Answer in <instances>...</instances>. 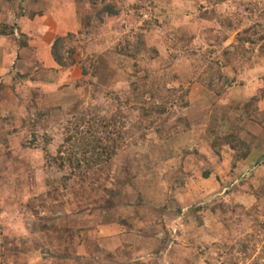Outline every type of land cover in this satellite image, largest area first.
Returning <instances> with one entry per match:
<instances>
[{
    "label": "rangeland",
    "instance_id": "1",
    "mask_svg": "<svg viewBox=\"0 0 264 264\" xmlns=\"http://www.w3.org/2000/svg\"><path fill=\"white\" fill-rule=\"evenodd\" d=\"M7 1L0 24L14 14L33 21L26 0ZM79 1L84 10L71 34H85L74 44L78 64L62 70L64 85L33 82L31 67L16 69L28 41L18 31L0 47L14 58L8 73L18 71L7 85L11 102L0 103V264H142L135 259L154 251V237L155 264H186L187 252L197 264H264V149L244 166L226 144L230 135L255 144L233 113L258 104L245 76L255 48L237 36L264 29V0H106L120 14L103 22L95 16L101 2ZM140 36L146 61L119 53ZM38 109H51L52 122L31 145L23 120ZM119 109L125 138L116 156L79 170L53 164L76 111L110 119ZM256 118L263 126L264 112ZM136 218L140 227L132 226ZM129 236L134 259L116 242Z\"/></svg>",
    "mask_w": 264,
    "mask_h": 264
},
{
    "label": "crops",
    "instance_id": "2",
    "mask_svg": "<svg viewBox=\"0 0 264 264\" xmlns=\"http://www.w3.org/2000/svg\"><path fill=\"white\" fill-rule=\"evenodd\" d=\"M7 0H0V10L2 8H6V2ZM53 1V3H52ZM195 1V0H193ZM244 2L248 0H243ZM48 3L49 6H46L45 4ZM79 0H26L24 3L26 6V9L30 8V12L35 16L33 21L26 22L27 14L26 16H22L19 19H15L14 15L10 17L9 22L7 24L14 25L15 31H18L23 38H26L28 41H26V46L22 47L19 45V51L20 54V62H18V65L16 66V69L22 70L23 67L30 68L31 73H25V74H31V79L33 82L38 83H49L52 84V86L59 87L57 85L58 79H60V82L58 84H65V82H62L61 79H65L63 77V74H67L69 71H62L63 69H59L58 66H56L55 61L52 57V46L54 44V41L65 34L68 33H74L78 31L79 25L78 20L80 18V15H82V7L79 5ZM3 5V7H2ZM0 13H2L0 11ZM40 15V18H36V16ZM191 19L195 20V17H192ZM12 20V24L11 21ZM40 20V21H39ZM20 28V29H19ZM241 30L237 31L240 32ZM35 33H38L36 35ZM40 36V37H37ZM14 37V36H13ZM11 37V38H13ZM8 37L0 36V47H2V44L4 43L5 39ZM254 54L251 55V58L249 61L245 63V70H248L247 73H245V76H247V79L252 81L248 84L250 91V99L257 98L258 104L253 108H242L239 107L236 110L233 111L234 114H237V116L232 115L233 117H237L243 122L247 127L248 131L252 133L255 136V144L253 145V150L251 152V155L249 158L244 161L245 165H251L252 161H255V158H260L262 155L258 154L257 151H262L264 149V128L262 126V123H259L256 116L258 117L259 114H262L264 112V80H258L256 83H254V79L258 78L261 79L264 77V41L260 44L254 46ZM37 53V54H36ZM24 54L26 57L24 58ZM36 54V55H35ZM13 55L9 56L4 53V55L0 54V93H3L4 96L0 100L1 104L11 102L12 98L10 92V87L7 85L11 84L13 85L14 79L16 80V74L17 70L13 71L15 73H8V69L10 67L11 62L13 61ZM28 62V63H27ZM16 64L12 63V68H15ZM38 67L44 68L43 71L37 72ZM12 70V69H11ZM34 70V71H33ZM37 72V73H36ZM243 72V71H242ZM21 73V72H20ZM40 73V74H39ZM43 73V74H42ZM55 76L53 77L54 74ZM24 74V73H21ZM20 74V75H21ZM242 74V73H241ZM28 79L30 78L29 75H27ZM67 80V79H66ZM259 82V83H258ZM68 83V81H67ZM12 88V87H11ZM59 91V90H58ZM259 91V92H258ZM62 91H59L58 95H61ZM255 95H258L257 97H253ZM261 106H263L261 108ZM242 114V115H241ZM231 116V113H230ZM231 116V117H232ZM254 119V120H253ZM224 195V193H222ZM233 197H236L240 200H246L245 198H241L238 193H234ZM243 202L236 201L235 204ZM241 206V205H240ZM149 208V207H147ZM123 218V217H122ZM121 218V219H122ZM135 220V219H133ZM132 220V221H133ZM122 222H126V219H123ZM121 224V222H119ZM134 223V224H133ZM132 226H139V222L136 218L135 221H133ZM135 237H120L116 239V242L120 244L119 251L125 252L129 254L131 257L129 259H132L133 256H136L138 254V248L135 247ZM158 245L159 238L154 237L151 244L154 245V248H152L154 251H151V253L147 254V257L145 258H139L135 259V261H142L144 263L142 264H155L153 260H155L153 257H155V244ZM194 244L195 242H191ZM126 244V245H123ZM191 245H188L189 247ZM193 247V246H191ZM118 248V246H117ZM179 253H182L180 251ZM190 253V259L186 260V264H197L199 263L198 255L195 252H187ZM120 254V253H119ZM117 254V255H119ZM124 255V254H123ZM182 258V257H181ZM134 259V258H133ZM178 258L175 259V261ZM179 261V260H178ZM183 262V261H182ZM181 264V261H179Z\"/></svg>",
    "mask_w": 264,
    "mask_h": 264
},
{
    "label": "trees",
    "instance_id": "3",
    "mask_svg": "<svg viewBox=\"0 0 264 264\" xmlns=\"http://www.w3.org/2000/svg\"><path fill=\"white\" fill-rule=\"evenodd\" d=\"M9 2L15 3L17 0H9ZM90 2L93 7H98L100 2L103 5L102 7L95 8V16L101 22H103L105 18L120 14L119 7H117L115 3L106 4V0H90ZM144 8L146 7L137 6L135 10L139 13L144 10ZM87 26L89 27L90 24L87 23ZM15 27L14 25L0 24V36H15ZM84 34L85 32H82L78 36L70 33L65 37H60L55 40L52 46V57L61 69L68 70L78 64L75 58L77 47L74 44L79 43L81 41L80 38L84 36ZM237 37L242 46L248 42L254 47L264 41V29L253 32V28H249L244 30ZM68 42H71L73 45L66 49V43ZM20 46L25 47L26 42L24 44L22 42ZM144 50L145 42L143 36H140L137 42H128L126 45L121 46L119 53L128 55L136 60L142 59L146 61L147 58L144 57ZM140 56L141 58H139ZM86 72L87 71L83 69L84 75ZM218 79L220 84L223 81V76L220 75ZM213 84V82H210L208 87L210 88L209 90L215 92L217 90L214 91L215 85L213 86ZM187 105L188 103H183V106ZM76 112L78 113L76 119L69 121V123L65 125L66 140L59 150L58 157L52 160L53 164L61 171L65 169L66 165L72 166L75 170H79L82 165H84L83 162H85L87 168L105 164L110 161L113 156L117 155L121 140L125 138L122 127L119 126V124H121L120 117L123 116L121 109H119L117 115L110 119L100 118L98 113L93 114L90 111ZM51 113V109H38L35 115L29 116L28 120H23L24 125L27 126L28 132H30V136L32 137L31 145H35L37 139L41 138L40 133L47 127L44 126L43 123L49 124L52 122ZM3 114L4 112H1L0 117L4 116ZM112 129L114 130L112 131ZM115 136H118L117 139ZM46 142L48 143L49 139H47ZM226 144L230 146L233 151H236L237 154L235 156L237 161H246L251 155V146L241 141V139H238L237 136L230 135ZM214 151L219 156L221 155L216 146ZM65 155H67L66 158L63 157ZM91 163L92 165H90ZM65 179L67 178L65 177Z\"/></svg>",
    "mask_w": 264,
    "mask_h": 264
}]
</instances>
